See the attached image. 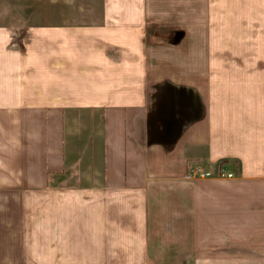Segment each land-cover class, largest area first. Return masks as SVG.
<instances>
[{
  "label": "crops",
  "instance_id": "obj_1",
  "mask_svg": "<svg viewBox=\"0 0 264 264\" xmlns=\"http://www.w3.org/2000/svg\"><path fill=\"white\" fill-rule=\"evenodd\" d=\"M87 3L0 22V264H264V0Z\"/></svg>",
  "mask_w": 264,
  "mask_h": 264
},
{
  "label": "rangeland",
  "instance_id": "obj_2",
  "mask_svg": "<svg viewBox=\"0 0 264 264\" xmlns=\"http://www.w3.org/2000/svg\"><path fill=\"white\" fill-rule=\"evenodd\" d=\"M57 5L48 14L39 12L47 3ZM88 0H0V22L16 25L38 22H54L59 11L61 19L67 23H93L98 21V15L88 13ZM57 7V8H56ZM79 11V12H78ZM56 15V16H55Z\"/></svg>",
  "mask_w": 264,
  "mask_h": 264
},
{
  "label": "built area",
  "instance_id": "obj_3",
  "mask_svg": "<svg viewBox=\"0 0 264 264\" xmlns=\"http://www.w3.org/2000/svg\"><path fill=\"white\" fill-rule=\"evenodd\" d=\"M210 172H206V171H204L203 169H201L200 167H196V168H194L192 171H191V173L188 175V177L187 178H194V177H206V176H210ZM221 176H224V175H226L227 177H231L232 176V174H230V173H226V174H224V173H221L220 174Z\"/></svg>",
  "mask_w": 264,
  "mask_h": 264
}]
</instances>
